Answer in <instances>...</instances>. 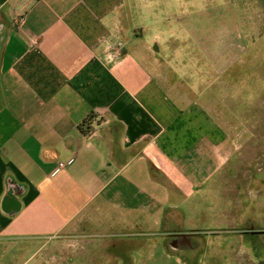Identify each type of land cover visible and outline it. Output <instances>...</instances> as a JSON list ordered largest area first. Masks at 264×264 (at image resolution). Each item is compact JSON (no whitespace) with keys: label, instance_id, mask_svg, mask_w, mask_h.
Returning <instances> with one entry per match:
<instances>
[{"label":"crops","instance_id":"1","mask_svg":"<svg viewBox=\"0 0 264 264\" xmlns=\"http://www.w3.org/2000/svg\"><path fill=\"white\" fill-rule=\"evenodd\" d=\"M155 1L0 0V264L144 238L171 256L195 238L197 262L215 227L243 234L250 155L201 85L240 44L157 27Z\"/></svg>","mask_w":264,"mask_h":264},{"label":"rangeland","instance_id":"2","mask_svg":"<svg viewBox=\"0 0 264 264\" xmlns=\"http://www.w3.org/2000/svg\"><path fill=\"white\" fill-rule=\"evenodd\" d=\"M149 7L156 12L162 11L157 27L163 30L175 28L180 37L201 31L206 42L214 44L229 40L240 44L234 66H230L219 81L215 77L217 74L209 71L201 85L209 91L210 108L219 112L218 116H224L226 122H232L234 128L236 126L233 133L237 130L241 137L242 155H250V160H242L241 168L250 170L253 189L244 200L250 210L246 224H253L254 231L250 234L230 233L227 222L215 227L220 231L203 236L204 248L198 253L197 262L190 256L169 255L162 238L159 242L142 238L137 244L144 245L143 250L141 247L136 250L128 240L129 249L125 250V255H107L101 251L96 261H89L86 255L80 257L79 264H240L241 256H245L243 240L247 238L249 247L259 250V238L264 236L260 234L264 232V0H156ZM145 21L149 27L156 17H146ZM196 58L198 64H205L198 53L193 58L188 56L193 63ZM205 68L211 69V66ZM213 226L205 225L209 230ZM246 227L241 225L240 229ZM52 259L48 264H71L72 258L58 253ZM245 259V264H253L249 257Z\"/></svg>","mask_w":264,"mask_h":264},{"label":"flooded vegetation","instance_id":"3","mask_svg":"<svg viewBox=\"0 0 264 264\" xmlns=\"http://www.w3.org/2000/svg\"><path fill=\"white\" fill-rule=\"evenodd\" d=\"M250 224H246V222L243 224V225L247 226L244 229V231H242L243 234H250L252 231H254V225L253 224L250 225ZM260 234L264 235V232L260 233ZM246 240H247V238H246ZM246 240L244 239L243 242H244V244H246L244 246L246 247V251H247L249 260H251L252 263L256 262L254 264H264V236L259 238V240H260V247H259L260 249L259 250L257 248H255L254 246H251V245L249 247L248 243H250V242H247ZM184 242H185V244L186 243L187 244L191 243L190 245H187V247H186L187 250H185V253H186L187 256H190V258L192 260H195V258H196L195 255L197 253L195 238H187ZM184 242L180 241L179 242V246H180V244L183 245ZM183 246H185V245H183ZM189 248L190 249L193 248L194 250L190 251ZM122 249L123 248H121V247H117L116 248L115 246H113V247H111V246L102 247L100 249H95V250H93L91 252V254L88 255V259H89V261L90 260H95L96 261V257L98 256V253H100L101 251H103V252L105 251V253L107 255H111V254H123V255H125L126 253H125L124 250L122 251Z\"/></svg>","mask_w":264,"mask_h":264},{"label":"built area","instance_id":"4","mask_svg":"<svg viewBox=\"0 0 264 264\" xmlns=\"http://www.w3.org/2000/svg\"><path fill=\"white\" fill-rule=\"evenodd\" d=\"M25 23V18L24 17H22V18H20L19 20H18V24L19 25H23ZM61 166H63L62 164H61Z\"/></svg>","mask_w":264,"mask_h":264},{"label":"trees","instance_id":"5","mask_svg":"<svg viewBox=\"0 0 264 264\" xmlns=\"http://www.w3.org/2000/svg\"><path fill=\"white\" fill-rule=\"evenodd\" d=\"M92 120H93V118H90V120H88L87 122H86V126L88 127V129L90 128V126H91V124H92ZM89 131V130H88Z\"/></svg>","mask_w":264,"mask_h":264},{"label":"clouds","instance_id":"6","mask_svg":"<svg viewBox=\"0 0 264 264\" xmlns=\"http://www.w3.org/2000/svg\"><path fill=\"white\" fill-rule=\"evenodd\" d=\"M109 47H110V46H109ZM105 51H107V48L105 49ZM112 59H113V56H111V55H108V56L106 57V60L109 61V62H111Z\"/></svg>","mask_w":264,"mask_h":264}]
</instances>
